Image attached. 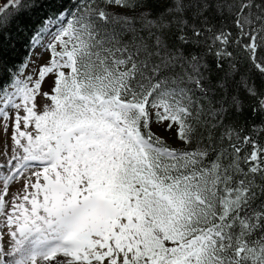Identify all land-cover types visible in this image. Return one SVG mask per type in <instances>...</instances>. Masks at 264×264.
<instances>
[{
    "label": "snow or ice",
    "instance_id": "6c2138e0",
    "mask_svg": "<svg viewBox=\"0 0 264 264\" xmlns=\"http://www.w3.org/2000/svg\"><path fill=\"white\" fill-rule=\"evenodd\" d=\"M55 3L10 0L0 30ZM163 4L61 5L24 63L0 58V264H264V146L224 123L238 88L264 112V0ZM225 12L235 34L215 32L213 67L188 59ZM49 33L47 61L25 75Z\"/></svg>",
    "mask_w": 264,
    "mask_h": 264
},
{
    "label": "trees",
    "instance_id": "16d2710c",
    "mask_svg": "<svg viewBox=\"0 0 264 264\" xmlns=\"http://www.w3.org/2000/svg\"><path fill=\"white\" fill-rule=\"evenodd\" d=\"M224 2V0H221ZM80 3V0H56L54 6H46L45 9L40 11L39 13L33 14L30 17L25 16L16 20L15 23L9 24L3 30H0V58H2L5 66L11 68L12 65L19 66L24 63L26 58L29 55V40L33 35L35 30L41 27L39 21L45 15L54 14L61 5L66 10H74L76 6ZM154 6L160 10H163L164 4L163 0H153ZM116 9V10H114ZM112 12L113 15H118L126 12V9L117 7H111L107 9ZM13 11L9 9V12ZM137 12L139 9L136 10ZM131 14V13H129ZM199 27V25H197ZM207 27H212V32L205 31L201 37H199V42L195 44H189L182 48L185 56L190 59L191 56H196L198 58V62L207 64L209 67H213V61L215 59L213 52L216 50L219 45L212 44V37L215 32L219 31L222 27L230 28L235 34V29L232 27L231 19L228 17L225 12L223 16L221 15H213L211 18V23L207 25ZM190 35V34H189ZM212 49L210 51L209 49ZM185 68L188 67L187 63H185ZM244 61L241 60L238 67H241L243 71ZM177 72L180 71L179 68L176 69ZM212 75L215 77L217 73L213 71ZM239 78V77H238ZM255 80V84L258 90L264 89V81L258 76H253ZM234 95H238L240 99L239 110L230 109L229 115L225 119V125L233 128L236 132L239 133L240 137L249 136L259 144L260 146H264V112L253 111V107L255 105V100L252 97H249L247 93L243 90V88H238ZM216 99H219V95L216 96ZM224 132V128H218L213 131L212 135L214 137L213 143H217L219 140V136ZM205 136L207 133L204 134ZM182 143V142H181ZM233 143H236V139L233 138ZM205 146H207V141L205 140ZM244 151L242 155L251 152V145H240ZM183 148L196 147V145H185L181 144ZM223 147H228V141L223 142ZM212 159L215 157L212 156ZM259 179H257V183H259ZM264 199V198H261ZM261 201L257 200V204Z\"/></svg>",
    "mask_w": 264,
    "mask_h": 264
},
{
    "label": "rangeland",
    "instance_id": "374dc122",
    "mask_svg": "<svg viewBox=\"0 0 264 264\" xmlns=\"http://www.w3.org/2000/svg\"><path fill=\"white\" fill-rule=\"evenodd\" d=\"M10 2V0H0V6L6 5ZM117 8V7H114ZM116 10V9H114ZM42 42H41V46H37L34 51H33V55H32V61L28 64V67L25 69V75H29L32 74L37 65L44 63L47 61L48 59V52L44 50L46 44L51 40V33L45 35L42 37ZM51 84V80L47 81L44 86H43V90L44 91H49V86ZM153 131L157 132V134L164 136L167 139V142L173 146V147H177V148H182L181 147V141L177 140L174 133H169V132H164L162 129L160 128H153ZM3 137L0 136V148H3ZM0 159H2V157H0Z\"/></svg>",
    "mask_w": 264,
    "mask_h": 264
},
{
    "label": "bare ground",
    "instance_id": "6f19581e",
    "mask_svg": "<svg viewBox=\"0 0 264 264\" xmlns=\"http://www.w3.org/2000/svg\"><path fill=\"white\" fill-rule=\"evenodd\" d=\"M17 187H18V185H16V184L11 185V188H10V195H11V193H13V192L16 191ZM6 199H7V198H6ZM2 219H3V217H0V220H2ZM4 231L6 232L7 230L5 229ZM7 242H8V237H7V235H5V236H4V245H5V250H6V251H7Z\"/></svg>",
    "mask_w": 264,
    "mask_h": 264
}]
</instances>
